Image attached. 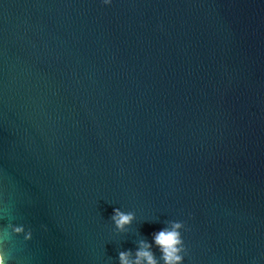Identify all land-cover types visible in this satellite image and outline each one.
Listing matches in <instances>:
<instances>
[{"label":"water","instance_id":"water-1","mask_svg":"<svg viewBox=\"0 0 264 264\" xmlns=\"http://www.w3.org/2000/svg\"><path fill=\"white\" fill-rule=\"evenodd\" d=\"M166 220L184 264H264V0H0L6 258L119 264Z\"/></svg>","mask_w":264,"mask_h":264},{"label":"clouds","instance_id":"clouds-1","mask_svg":"<svg viewBox=\"0 0 264 264\" xmlns=\"http://www.w3.org/2000/svg\"><path fill=\"white\" fill-rule=\"evenodd\" d=\"M103 5H111L112 0H101ZM117 232H125L136 219V213L132 210H122L113 207L110 217ZM13 232L23 237L24 241L32 239V231L26 230L23 225L13 226ZM185 230V222L182 220H166L162 227L150 233L151 239H139L137 247L120 251L118 253L119 264H184L187 249L182 232ZM156 249L159 252L157 256ZM0 264H11V259L6 258L0 249Z\"/></svg>","mask_w":264,"mask_h":264}]
</instances>
